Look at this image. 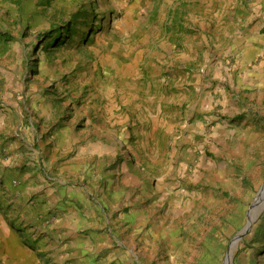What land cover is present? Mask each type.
<instances>
[{"label": "rangeland", "instance_id": "1", "mask_svg": "<svg viewBox=\"0 0 264 264\" xmlns=\"http://www.w3.org/2000/svg\"><path fill=\"white\" fill-rule=\"evenodd\" d=\"M263 190L264 0H0V200L71 194L92 242L41 264H226Z\"/></svg>", "mask_w": 264, "mask_h": 264}, {"label": "crops", "instance_id": "2", "mask_svg": "<svg viewBox=\"0 0 264 264\" xmlns=\"http://www.w3.org/2000/svg\"><path fill=\"white\" fill-rule=\"evenodd\" d=\"M173 21H175V27L184 30L190 36H194V43L189 48L192 53L191 59L197 60L200 55H202L203 59H206L208 54L204 50L210 45L209 39L202 34L200 35V40L196 41L200 33L193 34V31L182 26L175 16L172 17L171 23ZM249 22L250 18L248 17L245 20V25H249ZM246 44L250 48V52H255L254 38H251L250 41L248 40ZM65 199L75 201L73 196L71 194L67 195L66 192H63L61 196H50L48 194L40 196L35 200L34 206L28 205V203H24L20 199L1 198L0 264H41L36 255L37 250L35 251V249L30 247L33 242L45 247L44 250L46 251L51 250L57 253L78 252L83 246L90 245L92 243L90 240L87 242L81 239L76 232L78 222L82 220V217L76 213L77 211L75 212V209L78 210L76 202H68L67 204H72L69 206L64 203ZM4 205L6 206L5 208L3 207ZM46 218L49 219L48 222H45L50 223V228H59L56 233L43 234L41 223ZM26 241L27 244H25Z\"/></svg>", "mask_w": 264, "mask_h": 264}, {"label": "bare ground", "instance_id": "3", "mask_svg": "<svg viewBox=\"0 0 264 264\" xmlns=\"http://www.w3.org/2000/svg\"><path fill=\"white\" fill-rule=\"evenodd\" d=\"M263 204H264V190H263V192L261 193V195L259 196V198L257 199V201H256L255 204H254V207H253V209H252V211H251V213H250V219L253 220V218H255V216H256L257 213H258L259 208H260ZM237 245H238V244H237ZM237 245L234 246V247L232 248V252H233V250L236 249ZM232 252H231V254L228 256V259H227V261H226V264H232Z\"/></svg>", "mask_w": 264, "mask_h": 264}, {"label": "water", "instance_id": "4", "mask_svg": "<svg viewBox=\"0 0 264 264\" xmlns=\"http://www.w3.org/2000/svg\"><path fill=\"white\" fill-rule=\"evenodd\" d=\"M254 220H255V219H254ZM254 220H252V221L248 220V224H247L246 228H245L241 233H239L238 236H236V237L234 238V240H233V242H232V244H231V247H230V249H229L228 256L231 254V252H232V248H233L234 246H236V245L240 242V240L242 239V237L244 236V234L247 233V232L249 231V228H250V226H251V224L253 223Z\"/></svg>", "mask_w": 264, "mask_h": 264}, {"label": "trees", "instance_id": "5", "mask_svg": "<svg viewBox=\"0 0 264 264\" xmlns=\"http://www.w3.org/2000/svg\"><path fill=\"white\" fill-rule=\"evenodd\" d=\"M68 30V29H67Z\"/></svg>", "mask_w": 264, "mask_h": 264}]
</instances>
